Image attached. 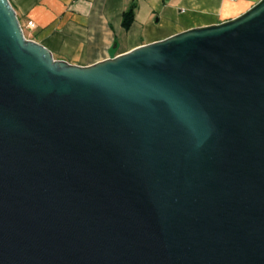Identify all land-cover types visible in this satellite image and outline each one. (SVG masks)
Listing matches in <instances>:
<instances>
[{"label":"water","instance_id":"95a60500","mask_svg":"<svg viewBox=\"0 0 264 264\" xmlns=\"http://www.w3.org/2000/svg\"><path fill=\"white\" fill-rule=\"evenodd\" d=\"M0 264H264V0L90 66L0 0Z\"/></svg>","mask_w":264,"mask_h":264},{"label":"crops","instance_id":"0c3cea01","mask_svg":"<svg viewBox=\"0 0 264 264\" xmlns=\"http://www.w3.org/2000/svg\"><path fill=\"white\" fill-rule=\"evenodd\" d=\"M27 39L90 66L141 45L235 19L260 0H9ZM133 21L123 24L124 13Z\"/></svg>","mask_w":264,"mask_h":264},{"label":"trees","instance_id":"16d2710c","mask_svg":"<svg viewBox=\"0 0 264 264\" xmlns=\"http://www.w3.org/2000/svg\"><path fill=\"white\" fill-rule=\"evenodd\" d=\"M134 15L132 10H128L124 13L123 24L125 27H128L133 21Z\"/></svg>","mask_w":264,"mask_h":264}]
</instances>
